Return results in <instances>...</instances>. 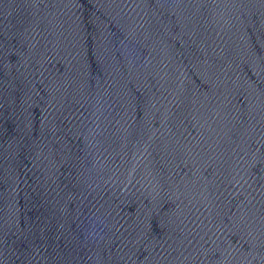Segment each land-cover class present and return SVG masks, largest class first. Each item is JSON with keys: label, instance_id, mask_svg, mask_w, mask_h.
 I'll use <instances>...</instances> for the list:
<instances>
[{"label": "water", "instance_id": "water-1", "mask_svg": "<svg viewBox=\"0 0 264 264\" xmlns=\"http://www.w3.org/2000/svg\"><path fill=\"white\" fill-rule=\"evenodd\" d=\"M262 17H264V0H246Z\"/></svg>", "mask_w": 264, "mask_h": 264}]
</instances>
